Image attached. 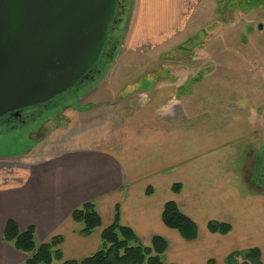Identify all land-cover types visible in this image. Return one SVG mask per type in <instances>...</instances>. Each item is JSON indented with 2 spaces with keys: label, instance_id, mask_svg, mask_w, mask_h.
I'll use <instances>...</instances> for the list:
<instances>
[{
  "label": "crops",
  "instance_id": "0c3cea01",
  "mask_svg": "<svg viewBox=\"0 0 264 264\" xmlns=\"http://www.w3.org/2000/svg\"><path fill=\"white\" fill-rule=\"evenodd\" d=\"M195 3L138 0L130 48H135V39L155 41L179 32ZM172 84L162 80L147 89L116 92L114 101L104 100L107 90L89 92L92 100L86 107L97 116L83 126L93 129L94 122L101 123L96 126L101 137H83L76 145L56 140L48 154L28 155L30 163L25 161L17 181L0 178V264H23L28 257L3 242L9 220L21 231L34 226L38 244L62 236L66 261L99 250L102 231L113 224L117 208L121 225L142 245L151 247L153 236L169 242L165 264H228L232 254L251 249L259 250L264 264V188L230 173L224 151L232 144L226 138L210 145L212 141L200 140L196 126L188 124L178 85ZM239 157L236 160L243 159ZM174 184L181 185L178 194ZM170 201L197 224V239L186 241L164 224V207ZM87 202L96 204L102 219L91 237L81 236L71 218ZM211 221L232 229L228 234L211 233Z\"/></svg>",
  "mask_w": 264,
  "mask_h": 264
},
{
  "label": "rangeland",
  "instance_id": "374dc122",
  "mask_svg": "<svg viewBox=\"0 0 264 264\" xmlns=\"http://www.w3.org/2000/svg\"><path fill=\"white\" fill-rule=\"evenodd\" d=\"M195 2L179 32L163 34L155 41L135 39L131 49L138 0H125V7L119 10L122 15L118 14L122 19L117 34L120 45L111 65L89 92L107 90L104 100L114 101L116 92L147 89L162 80L178 85L188 124L196 126L200 140L212 141L210 145L226 138L232 144L224 151L228 153V170L252 187L264 188V0ZM84 90L56 97L51 110L37 111L25 125L0 128V178L17 181L25 161L30 163L28 155L46 150L48 154L56 140H73L75 144L83 137L102 136L96 127L101 123L94 122L93 129L83 126L97 116L86 107L92 99ZM69 103L73 107L62 111ZM208 154L213 156L214 151ZM239 155L242 160H236L242 158ZM77 225L81 232L82 226ZM101 248L102 240L98 251Z\"/></svg>",
  "mask_w": 264,
  "mask_h": 264
},
{
  "label": "water",
  "instance_id": "95a60500",
  "mask_svg": "<svg viewBox=\"0 0 264 264\" xmlns=\"http://www.w3.org/2000/svg\"><path fill=\"white\" fill-rule=\"evenodd\" d=\"M117 4L0 0V118L76 87L99 61Z\"/></svg>",
  "mask_w": 264,
  "mask_h": 264
},
{
  "label": "trees",
  "instance_id": "16d2710c",
  "mask_svg": "<svg viewBox=\"0 0 264 264\" xmlns=\"http://www.w3.org/2000/svg\"><path fill=\"white\" fill-rule=\"evenodd\" d=\"M124 1L118 0L116 14L119 13L122 15L119 10L125 7L123 5ZM117 19V22L115 24L112 23L109 28L107 43L98 63L93 68L98 71L94 75V80L90 81L85 87H81V85L78 87L77 85L72 90L61 95V97L67 93H77V88H85L84 94L85 92H89L93 85L99 82L103 73L111 65V61L114 60L118 45H120L121 38L117 34L121 30L122 19L119 17ZM112 30H115L113 34L111 33ZM78 98L79 96L75 100L77 101ZM71 107H73L72 103L66 104L63 106L62 111ZM47 110L51 109L49 108L43 111ZM172 190L178 194L181 191V185L174 184ZM71 218L75 223L82 226L80 232L82 236H90L102 226V219L94 202H87L75 209L71 214ZM162 219L168 228L177 231L186 241L197 239V224L180 211L176 202L170 201L165 204ZM231 229V225L227 223L217 221L208 223V230L211 233L228 234ZM36 236V228L34 226H30L26 230L21 231L15 221L9 220L4 230L3 242L11 244L17 251L28 255L27 260L23 264H53L55 261L61 262L62 264H165L164 256L169 248V242L161 236H153L151 247L143 246L139 238L130 228L121 225L118 208L113 224L102 232L101 250L81 260H63V253L61 251L63 237L56 236L43 244H38ZM238 259H241V262ZM227 263L263 264L261 254L257 249L234 253L227 259ZM209 264H213V262L210 261Z\"/></svg>",
  "mask_w": 264,
  "mask_h": 264
},
{
  "label": "flooded vegetation",
  "instance_id": "af4514ba",
  "mask_svg": "<svg viewBox=\"0 0 264 264\" xmlns=\"http://www.w3.org/2000/svg\"><path fill=\"white\" fill-rule=\"evenodd\" d=\"M118 14L119 13L116 14V17H115V19L113 21V24H115L117 22ZM97 72H98L97 69H93L92 71H90L88 73V75H86L81 80V82L78 84V87H80V85H81V87L87 86L90 81L94 80V75ZM77 90L79 91L80 89L77 88L76 92H77ZM53 105H54L53 102H48V103L43 104V105H38V106H35V107H31V108H27V109H24V110H20L18 112L19 115H17V116H15L16 115L15 112L9 113V114L5 115L3 118H0V128L4 127L6 129H16V127H19L21 125H25L29 119H32V117L35 116V113L37 111H43V110L49 109ZM30 109H35V110H30Z\"/></svg>",
  "mask_w": 264,
  "mask_h": 264
}]
</instances>
